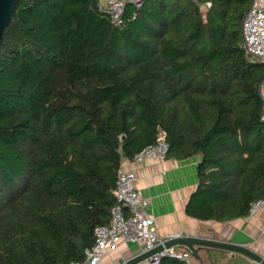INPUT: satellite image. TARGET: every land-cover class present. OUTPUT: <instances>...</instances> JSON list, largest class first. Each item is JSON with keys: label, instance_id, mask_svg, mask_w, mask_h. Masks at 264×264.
<instances>
[{"label": "trees", "instance_id": "16d2710c", "mask_svg": "<svg viewBox=\"0 0 264 264\" xmlns=\"http://www.w3.org/2000/svg\"><path fill=\"white\" fill-rule=\"evenodd\" d=\"M252 0H17L0 49V264L85 259L117 171L155 144L199 156L188 211L245 217L264 199V62ZM159 264H186L163 256Z\"/></svg>", "mask_w": 264, "mask_h": 264}, {"label": "crops", "instance_id": "0c3cea01", "mask_svg": "<svg viewBox=\"0 0 264 264\" xmlns=\"http://www.w3.org/2000/svg\"><path fill=\"white\" fill-rule=\"evenodd\" d=\"M264 3V0H261ZM264 98V82L261 85ZM199 156L178 159L149 157L141 162L124 160L125 169L137 175L136 186L141 192L146 211L154 217L158 236L169 238L175 234L202 236L243 244L256 254L264 256V205L253 215L231 221L201 219L188 211L196 191ZM176 251L188 250L183 246ZM144 251L143 243L121 242L119 248L109 252L99 264H122ZM200 259L194 264H259L240 252L201 248ZM138 264H151L150 258Z\"/></svg>", "mask_w": 264, "mask_h": 264}, {"label": "built area", "instance_id": "2783aa9c", "mask_svg": "<svg viewBox=\"0 0 264 264\" xmlns=\"http://www.w3.org/2000/svg\"><path fill=\"white\" fill-rule=\"evenodd\" d=\"M128 0H107L108 10L118 19ZM140 6L142 0H130ZM243 47L246 53L264 62V3L252 0V3L242 21ZM264 118V115H263ZM169 151V143L165 133H161L157 142L136 153L132 162H141L149 157L164 159ZM137 175L134 171L120 166L117 171L114 194L115 204L111 208L110 220L106 224L95 227L94 244L85 250V259L70 261L67 264H99L109 252L119 248L121 242L143 243L144 250H149L163 243L165 240L181 236L175 234L169 238H160L155 228L154 217L144 207L141 192L136 186ZM264 205V199L251 203L249 214H256ZM163 256H172L184 260L186 264H194L189 250L176 251L167 248L150 257L151 264H159Z\"/></svg>", "mask_w": 264, "mask_h": 264}, {"label": "water", "instance_id": "95a60500", "mask_svg": "<svg viewBox=\"0 0 264 264\" xmlns=\"http://www.w3.org/2000/svg\"><path fill=\"white\" fill-rule=\"evenodd\" d=\"M17 0H0V49L4 42V31L12 19L13 8ZM183 246L187 248L195 259H200L199 251L201 248L219 249L226 252H240L259 264H264V256L256 254L243 244H238L230 241L209 239L202 236L195 235H181L169 238L156 247L144 250L140 254L135 255L122 264H138L139 262L149 259L154 254L160 253L167 248L175 246Z\"/></svg>", "mask_w": 264, "mask_h": 264}, {"label": "rangeland", "instance_id": "374dc122", "mask_svg": "<svg viewBox=\"0 0 264 264\" xmlns=\"http://www.w3.org/2000/svg\"><path fill=\"white\" fill-rule=\"evenodd\" d=\"M102 1V4L103 5H105L106 7L108 6V4H106L107 3V0H101Z\"/></svg>", "mask_w": 264, "mask_h": 264}]
</instances>
